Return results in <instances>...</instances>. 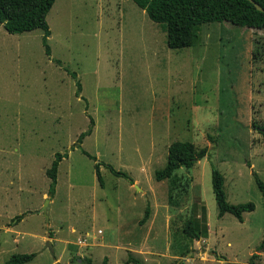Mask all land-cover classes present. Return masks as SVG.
Wrapping results in <instances>:
<instances>
[{"label": "rangeland", "instance_id": "1", "mask_svg": "<svg viewBox=\"0 0 264 264\" xmlns=\"http://www.w3.org/2000/svg\"><path fill=\"white\" fill-rule=\"evenodd\" d=\"M45 19L48 56L40 29L0 25V264L31 252L24 264H264V197L251 175L264 183V140L251 128L264 123V29L205 23L195 44L171 49L165 25L131 0H54ZM174 140L206 154L170 186L153 172ZM97 161L127 178L100 165L99 186ZM210 167L228 203L253 204L241 221L217 217ZM187 217L196 240L181 230Z\"/></svg>", "mask_w": 264, "mask_h": 264}, {"label": "trees", "instance_id": "2", "mask_svg": "<svg viewBox=\"0 0 264 264\" xmlns=\"http://www.w3.org/2000/svg\"><path fill=\"white\" fill-rule=\"evenodd\" d=\"M54 0H0V25L9 34H18L33 29H40V43L46 56L50 54L47 44L49 28L46 23V13ZM138 8L142 9L149 20L155 23L165 25L166 46L171 49L188 47L197 42L199 27L205 23L227 22L237 27H247L255 29H264V0H252L263 10L259 11L248 0H131ZM59 65V61L55 60ZM68 74L75 80L74 94L80 92V84L76 79L74 71ZM83 99V98H82ZM86 108V103L85 106ZM92 118L89 117V126L85 131L80 132L73 146H79L83 137L91 131ZM251 128L255 129L264 140V123H251ZM88 158L95 161V157L88 152L81 150ZM206 154V147H201L197 151L191 142L186 140H174L169 143L166 149V158L164 165L153 172L156 181L167 179L169 185L175 184L173 181L174 171L180 167L188 168L193 165L195 160L202 158ZM65 154L54 153L53 159L45 169L44 174L48 178L47 196L54 192L55 177L58 162ZM109 170L113 175L123 176L126 174L114 170L109 164L103 162H94L93 168L95 177L99 186H102V178L99 173V166ZM248 165V164H247ZM253 181L259 193L264 197V183L259 177L251 171ZM223 177L214 168L210 167V187L213 199L217 208V217L224 213H229L238 221L242 220L244 212L252 211L254 206L251 202L230 204L225 200L223 192ZM170 198H167V200ZM149 209L145 205L142 216L139 220L143 223L148 218ZM181 230L190 240H196L198 234L194 230V223L190 217L183 220ZM264 248V237L259 248ZM187 251L185 249L183 253ZM35 253H11L5 260V264H24L34 257ZM256 256L251 254L249 259ZM126 263L141 264L136 258L128 256ZM84 264H93L86 259ZM105 264V258L100 263Z\"/></svg>", "mask_w": 264, "mask_h": 264}, {"label": "water", "instance_id": "3", "mask_svg": "<svg viewBox=\"0 0 264 264\" xmlns=\"http://www.w3.org/2000/svg\"><path fill=\"white\" fill-rule=\"evenodd\" d=\"M249 2H251L254 6H255V8L257 9V10H259V11H262L263 9L257 4V3H255L254 1H252V0H248ZM135 189H137L138 187L137 186H135L134 187ZM47 202V200L45 199V203ZM40 211L41 212H44V204H43V206H42V208L40 209Z\"/></svg>", "mask_w": 264, "mask_h": 264}, {"label": "crops", "instance_id": "4", "mask_svg": "<svg viewBox=\"0 0 264 264\" xmlns=\"http://www.w3.org/2000/svg\"><path fill=\"white\" fill-rule=\"evenodd\" d=\"M98 233H100V230H98Z\"/></svg>", "mask_w": 264, "mask_h": 264}]
</instances>
